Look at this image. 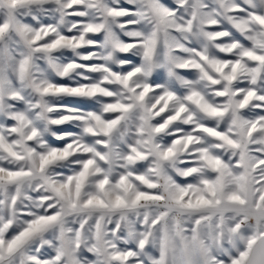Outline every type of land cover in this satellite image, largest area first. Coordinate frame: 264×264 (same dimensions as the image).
Returning <instances> with one entry per match:
<instances>
[{
    "label": "snow or ice",
    "instance_id": "obj_1",
    "mask_svg": "<svg viewBox=\"0 0 264 264\" xmlns=\"http://www.w3.org/2000/svg\"><path fill=\"white\" fill-rule=\"evenodd\" d=\"M0 264H264V0H0Z\"/></svg>",
    "mask_w": 264,
    "mask_h": 264
}]
</instances>
